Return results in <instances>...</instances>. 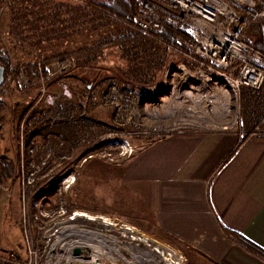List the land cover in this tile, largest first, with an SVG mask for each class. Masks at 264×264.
<instances>
[{
	"label": "rangeland",
	"instance_id": "374dc122",
	"mask_svg": "<svg viewBox=\"0 0 264 264\" xmlns=\"http://www.w3.org/2000/svg\"><path fill=\"white\" fill-rule=\"evenodd\" d=\"M251 1L262 7L263 1ZM162 28L172 42L138 39L114 19L59 0H0V54L8 62L0 108L3 258L12 252L16 263L29 264L30 247L35 264H65L62 247L77 237H63L62 229L73 227L120 247L138 245L133 238L145 236L149 242L140 248H169L181 262L158 250L156 263L193 264L132 212L121 192L122 175L141 150L167 136L231 131L238 147L251 133L264 135V116L247 127L241 99L243 92L259 95L264 84L259 91L240 88L235 96L225 81L200 75L188 50L174 47L182 33ZM242 38L253 47L264 42V22L252 20ZM64 61L71 68L58 74ZM56 84L71 96L52 102ZM75 211L116 225L73 220ZM75 249L71 256L80 255ZM107 261L99 264L132 258L123 252Z\"/></svg>",
	"mask_w": 264,
	"mask_h": 264
},
{
	"label": "crops",
	"instance_id": "0c3cea01",
	"mask_svg": "<svg viewBox=\"0 0 264 264\" xmlns=\"http://www.w3.org/2000/svg\"><path fill=\"white\" fill-rule=\"evenodd\" d=\"M120 185L132 212L193 264H264L227 237L264 251V135L238 147L231 131L167 136L140 151Z\"/></svg>",
	"mask_w": 264,
	"mask_h": 264
},
{
	"label": "built area",
	"instance_id": "2783aa9c",
	"mask_svg": "<svg viewBox=\"0 0 264 264\" xmlns=\"http://www.w3.org/2000/svg\"><path fill=\"white\" fill-rule=\"evenodd\" d=\"M66 4L86 6L87 0H59ZM132 28L139 37L155 41V33L167 25L184 35L174 47L186 49L187 58L198 66L200 75H210L228 83L235 94L240 88L259 91L264 84V53L242 38L252 20L264 22L262 9L251 0H138ZM71 68L64 61L58 74ZM61 71V72H60ZM51 76V75H50ZM46 78H49L48 76ZM56 84L52 102L71 96L68 87ZM225 130V129H224ZM130 152L125 154H130ZM29 264L36 263V253L27 248ZM0 255V264H20L15 254Z\"/></svg>",
	"mask_w": 264,
	"mask_h": 264
},
{
	"label": "bare ground",
	"instance_id": "6f19581e",
	"mask_svg": "<svg viewBox=\"0 0 264 264\" xmlns=\"http://www.w3.org/2000/svg\"><path fill=\"white\" fill-rule=\"evenodd\" d=\"M149 97H152L151 94H149ZM73 216V220L85 218V220L89 222L99 220L102 224H106L107 226L116 225L107 217L93 216L83 211H75ZM62 230L63 237L66 235L67 237H69V235H76L77 237L75 241L73 240V242H68L62 247V250L66 254L65 264H99L104 260H117L118 254H121L123 252L128 253L132 258V262L128 264H158L156 263V254L158 250L160 252H164V254H167V256L171 257V259L174 255H176L173 250H170L166 247H162L161 249L159 246H156V248L152 249L151 251L146 250L145 247L144 249L140 248V246H142L146 242H149V240L145 236L133 238V240L136 241V244L138 245H131L127 243L126 246L124 245L120 247L113 241L112 238L103 239L102 235L97 234L94 231L92 232L81 229L78 230L73 227H66ZM124 230L130 231L131 233L136 232V230L130 226L124 227ZM74 248L80 251V255L71 256V251ZM176 258L178 262L181 263L178 256Z\"/></svg>",
	"mask_w": 264,
	"mask_h": 264
},
{
	"label": "trees",
	"instance_id": "16d2710c",
	"mask_svg": "<svg viewBox=\"0 0 264 264\" xmlns=\"http://www.w3.org/2000/svg\"><path fill=\"white\" fill-rule=\"evenodd\" d=\"M89 3L88 6H83L84 9L89 10L90 12H93L95 15L98 16H104L107 18L114 19L118 24L124 25L130 29H132L135 33L136 38H141L139 37V33L132 28L134 22H133V16L132 13L133 11L138 8V0H87ZM257 8L260 10L262 7L257 6ZM163 28L158 30L155 33L156 40L157 42H163L165 43V40L171 41L169 36L164 35L161 33ZM167 38H166V37ZM144 39V38H142ZM148 40V39H145ZM159 40V41H158ZM149 41V40H148ZM172 42V41H171ZM175 44V43H172ZM254 46V45H253ZM259 51L264 53V42L258 41L256 42V46ZM0 65L4 66V77H5V71L8 68V62L2 57L0 54ZM31 73L33 74L32 76H36V70L35 68L30 69ZM5 90L3 88L0 89V108L2 105V97L4 95ZM241 99L243 100L242 106L245 109H243V113H246L245 110L248 112L247 116L245 117V123L247 124V127L255 126L259 122V118L261 116H264V89L259 93V95L255 92H243L241 95ZM72 106V105H71ZM34 126V125H33ZM43 126L38 127L41 129ZM34 128H37L34 126ZM51 133V132H47ZM52 134V133H51ZM55 137H60L62 138L59 133H53ZM70 135H72L70 133ZM227 237L230 238L232 241L235 243H238L239 245L243 246L245 249L249 250L252 253H255L258 255L261 259L264 260V251L258 249L248 241L244 240L242 237L239 235L232 233V232H227Z\"/></svg>",
	"mask_w": 264,
	"mask_h": 264
},
{
	"label": "water",
	"instance_id": "95a60500",
	"mask_svg": "<svg viewBox=\"0 0 264 264\" xmlns=\"http://www.w3.org/2000/svg\"><path fill=\"white\" fill-rule=\"evenodd\" d=\"M4 83V67L0 65V88ZM79 253L78 249H75V254Z\"/></svg>",
	"mask_w": 264,
	"mask_h": 264
},
{
	"label": "flooded vegetation",
	"instance_id": "af4514ba",
	"mask_svg": "<svg viewBox=\"0 0 264 264\" xmlns=\"http://www.w3.org/2000/svg\"><path fill=\"white\" fill-rule=\"evenodd\" d=\"M60 138V137H59ZM61 139H63L64 141H66V142H70L69 140H66V139H64V138H61Z\"/></svg>",
	"mask_w": 264,
	"mask_h": 264
}]
</instances>
